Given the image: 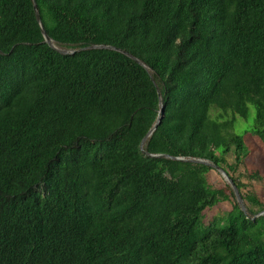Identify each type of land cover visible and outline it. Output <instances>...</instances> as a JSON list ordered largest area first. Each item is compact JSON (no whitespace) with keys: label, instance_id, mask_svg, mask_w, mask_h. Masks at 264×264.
<instances>
[{"label":"trees","instance_id":"16d2710c","mask_svg":"<svg viewBox=\"0 0 264 264\" xmlns=\"http://www.w3.org/2000/svg\"><path fill=\"white\" fill-rule=\"evenodd\" d=\"M239 119L264 143V0H0V264H264Z\"/></svg>","mask_w":264,"mask_h":264},{"label":"rangeland","instance_id":"374dc122","mask_svg":"<svg viewBox=\"0 0 264 264\" xmlns=\"http://www.w3.org/2000/svg\"><path fill=\"white\" fill-rule=\"evenodd\" d=\"M61 49V48H59ZM62 50V49H61ZM255 116V112L252 111L250 122L252 123L253 118ZM240 120V119H239ZM242 123H237L236 129L240 135H243L246 139L247 146L249 148V155L245 160V163L240 167L238 173H236V177L240 179V175L243 176V181L246 183L248 182L246 176L248 174H259L262 178L261 180L252 181L248 187L243 189V192H254L260 199V201L264 204V143L257 137L253 136L252 134H245V130L248 129L249 123L243 120H240ZM252 135V136H251ZM228 163L234 164L235 157L233 153L226 155ZM230 175H234L232 171L228 168L224 167ZM209 183L213 188L220 189L226 191L227 194H230V186L231 184L226 180L223 174L219 171L212 170L208 173ZM248 184V183H247ZM234 201L232 198L228 201H223L212 208H207L204 211V222L207 224L211 223V221L220 216L224 215L226 212L231 211L233 208ZM264 214V213H263Z\"/></svg>","mask_w":264,"mask_h":264},{"label":"water","instance_id":"95a60500","mask_svg":"<svg viewBox=\"0 0 264 264\" xmlns=\"http://www.w3.org/2000/svg\"><path fill=\"white\" fill-rule=\"evenodd\" d=\"M35 3V1H34ZM35 12H36V17H37V20L39 22V25L41 27V30H42V33H43V36L45 38V42L50 46L52 47L53 49L57 50L58 52L62 53V54H73V53H76L77 51L74 50V51H65V50H61L59 49L55 42L47 35L45 29H44V26L42 24V21H41V18H40V15L38 13V9H37V6L35 5ZM93 48H98L97 46L93 47ZM99 48H104V46H100ZM110 48V47H109ZM135 59V58H134ZM140 64H143L141 61H139L138 59H136ZM145 66V65H144ZM146 67V66H145ZM147 68V67H146ZM163 100H161L162 102ZM162 115H163V110H161L160 112V117L157 121V123L155 124V126L150 130L149 134L145 137L143 143H142V147L145 143V141L152 135V133L157 129L158 125L160 124V121H161V118H162ZM154 157H169L167 155H152ZM170 158V157H169ZM171 159L173 160H178V161H187V162H194V163H203V164H208V165H211L213 168H215L217 171L221 172L223 174V176L226 178V180H228V182L231 184V186L233 187V189L235 190V194L238 198V201L240 202L241 204V207L242 209L245 211V206H244V203H243V199L239 193V190L237 189L235 183L233 182L232 178L229 176V174L221 167L217 166V165H214L208 161H205V160H201V159H186V158H183V157H171Z\"/></svg>","mask_w":264,"mask_h":264}]
</instances>
